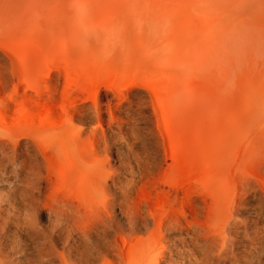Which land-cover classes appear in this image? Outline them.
<instances>
[{
  "label": "rangeland",
  "instance_id": "obj_1",
  "mask_svg": "<svg viewBox=\"0 0 264 264\" xmlns=\"http://www.w3.org/2000/svg\"><path fill=\"white\" fill-rule=\"evenodd\" d=\"M79 1L0 0V264H264V0Z\"/></svg>",
  "mask_w": 264,
  "mask_h": 264
},
{
  "label": "bare ground",
  "instance_id": "obj_2",
  "mask_svg": "<svg viewBox=\"0 0 264 264\" xmlns=\"http://www.w3.org/2000/svg\"><path fill=\"white\" fill-rule=\"evenodd\" d=\"M79 1V0H78ZM80 2V1H79ZM75 3V2H74ZM82 4V3H81ZM84 5V4H83ZM78 7V6H77ZM84 7H85V5H84ZM86 9V8H85ZM86 14V13H85ZM173 17V19L175 20V23L177 24V25H181L182 24V22H181V19L178 17V16H176V15H173L172 16ZM83 19H84V17H83ZM126 45H127V43H126ZM174 48V47H173ZM177 51V50H176ZM149 53H151L150 51H149ZM68 64H71L72 66H74V68H75V71H76V74H78V75H80L81 74V65H77V64H72V62L70 63V62H68ZM85 78H86V80L87 81H89L90 80V78H91V75H90V73L89 72H86L85 73ZM35 102H36V100H35ZM37 105H38V112L36 113L37 115H39V116H43L44 118H45V120H46V123H48V121L51 119V116H52V109H51V107L50 106H48V105H46V104H42L41 102H39V101H37ZM30 114V113H29ZM30 117H32V116H27V118H29L30 119ZM175 136V135H174ZM167 139H168V144H169V146H173L174 145V138L170 135V134H168L167 133ZM216 175H218V177H213V176H211V174H210V172L207 170V171H205V169H203V178H204V180L205 181H207L208 183H210L211 185H213V187H214V185H218L221 189H222V191H225L224 190V185H223V180H222V178H221V176L218 174V173H215ZM220 176V177H219ZM223 177V176H222ZM210 184H209V186H210ZM225 184V183H224ZM208 185V184H207ZM212 187V186H211ZM215 198H217V199H219V197L216 195L215 196ZM157 202V201H156ZM157 206H159V207H161V206H163V207H166V203L164 202V201H158V203L156 204ZM149 212H150V210H149ZM150 214H151V212H150ZM177 215V214H176ZM162 216H163V213H159L158 214V217L160 218L159 219V221L158 222H153V228H152V230H151V232L150 233H152V234H157V232H160V230H161V227L163 226L164 227V224L162 223V221H161V219H162ZM167 227V226H166ZM169 235H170V233H169ZM154 244H159V245H162V246H164V242H169V238H161V237H157L156 239L154 238V241H152ZM127 249V248H126ZM127 253H129V255L131 256V255H133V256H135V254L133 253V251L132 250H127ZM126 253V254H127ZM136 257V256H135Z\"/></svg>",
  "mask_w": 264,
  "mask_h": 264
}]
</instances>
